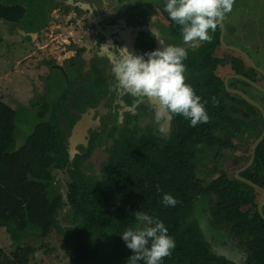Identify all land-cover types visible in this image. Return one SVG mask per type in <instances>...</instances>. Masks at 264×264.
I'll return each mask as SVG.
<instances>
[{"label": "trees", "instance_id": "1", "mask_svg": "<svg viewBox=\"0 0 264 264\" xmlns=\"http://www.w3.org/2000/svg\"><path fill=\"white\" fill-rule=\"evenodd\" d=\"M37 6L33 0H0V19L22 22L28 18L30 7L37 11ZM31 17L33 20L37 14ZM213 93L229 94L223 82ZM234 100L230 110L223 99L216 105L210 101L212 117L207 123L183 127L179 119L169 141L144 136L117 143L102 176L87 177L73 169L74 163L70 162L57 102L44 106L41 117L48 119L38 123L24 144L17 146L14 109L0 98V226L16 243L11 255L0 249V264H30L46 244L36 246L25 239L43 241L53 232L64 239L65 253L72 264H127L133 252L121 234L140 224L135 219L136 211L163 221L175 241L172 254L161 264H236L215 253L197 220H188L200 195L214 198L209 223L213 228L225 229L243 250V264H264V219L257 209L260 190L226 171L206 185L197 176L205 167L198 157L202 148L221 154L243 149V154L231 161L235 171L250 158L252 146L233 140L253 133L254 141L262 131L263 117L240 97ZM53 170L70 174L65 199ZM241 176L264 188V140L257 147L252 166ZM166 193L178 201L175 206L162 203ZM66 206L76 221L68 227L62 226L59 218Z\"/></svg>", "mask_w": 264, "mask_h": 264}, {"label": "flooded vegetation", "instance_id": "2", "mask_svg": "<svg viewBox=\"0 0 264 264\" xmlns=\"http://www.w3.org/2000/svg\"><path fill=\"white\" fill-rule=\"evenodd\" d=\"M164 5L165 0H49L45 8L47 18L42 21L43 16L37 14L30 28L21 22L6 21L11 26L12 35L36 48L37 42L43 40L42 44L50 47L47 52L45 48L39 49L23 59L25 62L39 56L33 64L34 73L30 75L32 80L34 76L38 80L34 83L39 95L45 92L39 85L41 87V82L50 75L61 74L66 78V84L57 90L54 100L48 98V101L57 102L59 126L64 133L70 162L74 163L73 169L84 176L101 177L117 143L123 144L131 137L140 139L144 136L169 141L179 125V119L180 126L190 123L182 115H172L157 124L153 105L159 104L158 98H144L118 89L112 71L119 54L116 48L143 55L162 48L160 41L165 45L185 47L186 83L201 97L202 103L206 101L209 120L212 117L209 102L213 98L218 102L225 100L227 110H230L235 104L234 97H240L227 91L226 79L228 87L233 89L244 91V87L253 86L238 75L253 80L254 68L241 54L227 47H237L252 58L254 36L249 27L251 24H248L249 18L237 24L235 19L228 17L215 32L210 30V42L198 43L193 48L191 44L183 43L181 28L171 20ZM153 16L157 17L156 21L151 19ZM236 29L240 35L241 29H247L244 30L245 43L243 40L238 42ZM235 42L243 43L244 47ZM49 51L53 53L50 57ZM239 61L244 62L241 63V72L237 71ZM42 69H48L46 75L41 74ZM223 69L226 70L224 74ZM220 82H223L228 95L213 93ZM239 105L242 106V103ZM249 115L252 123V115ZM66 173L70 178L69 172ZM60 190L62 194L65 191L62 185Z\"/></svg>", "mask_w": 264, "mask_h": 264}, {"label": "rangeland", "instance_id": "3", "mask_svg": "<svg viewBox=\"0 0 264 264\" xmlns=\"http://www.w3.org/2000/svg\"><path fill=\"white\" fill-rule=\"evenodd\" d=\"M24 1L30 2V0ZM48 1L49 0H33L34 6L38 4L41 6H37V11V8L33 9L30 7L28 18L21 23L30 28L32 22H35L30 19L34 14L43 16L42 19L45 20L47 18V11L45 8ZM53 12L52 14H54ZM228 17L229 19L231 18V20L235 19L234 21L237 24L249 18L248 24H251L249 27L254 36L251 52L252 60L258 67L264 70V0H235L233 10L225 16L224 20ZM230 24L233 25L232 23ZM10 27L11 26L6 24V21L0 20V98L14 109L17 125L16 144L17 146H21L33 133L36 125L48 119L47 117H41L43 116L41 113H43L44 106L50 104L48 98L54 100L56 93H58L57 90H61L67 80L61 74L50 75L46 79L47 81L41 82V87L39 85V88L45 91L44 95H39L37 89H35L36 85L34 83V80L35 82L38 80L35 76L33 80L30 77V75L34 73L33 64L37 62L39 56L33 59H27L25 62L23 61L24 63L22 64L17 63V61L31 54V52H37L36 46L12 35ZM242 27L243 26H241V28ZM239 28L238 25V29ZM241 30L240 35V31L236 29L239 36L238 42L243 40L242 42L245 43L244 30L247 29ZM43 42H41V44ZM226 42L229 43L228 40ZM235 44L244 47L243 43L235 42ZM49 48L50 47H45L44 51H46V49L48 51ZM48 54L50 57L53 53L50 52ZM30 71L32 73H30ZM40 72L42 75H46L48 69H42ZM224 72H226L225 69H223L222 73L224 74ZM253 81L264 87V74L259 72L255 73L253 75ZM44 87H46V89H44ZM243 89L249 97L259 101L264 108V92L253 86L244 87ZM259 128L261 127L259 126ZM252 135L253 133L248 134L245 138L235 137L233 142L235 144L240 143L244 146H252ZM243 151V149L235 151L229 150L222 152V154L219 152L216 154L208 148H202L198 157L200 158L201 165L205 167H202V169L198 171L197 176L203 181V184L206 185L220 175L221 171H226L229 175H233L235 170H233L231 161L234 157L242 155ZM53 174L56 176V180L61 183L60 185H62L64 190H66V183L70 182V178L66 171L53 170ZM63 196L65 199V191L63 192ZM213 199L212 196H198L195 200V209L188 220H197L203 235L210 243L215 253H228L227 256L235 262L240 261V258L243 256L246 259V254L237 246L236 242L230 238L225 229L221 232V230L215 229L210 225V210ZM59 218L61 219L60 224L62 226L68 227L74 225L76 222L71 212L68 210V206L62 209ZM138 227H143V225L139 224L137 228ZM23 237L26 238V236ZM25 240L36 246L43 243L46 244L37 251L36 256L32 259L30 264H72L65 253L64 239L59 233L53 232L49 238L43 241H37L36 239L34 240V238H26ZM211 241L214 243V246ZM15 246L16 243L12 239L10 233L4 226H0V249H3L7 255H11Z\"/></svg>", "mask_w": 264, "mask_h": 264}, {"label": "clouds", "instance_id": "4", "mask_svg": "<svg viewBox=\"0 0 264 264\" xmlns=\"http://www.w3.org/2000/svg\"><path fill=\"white\" fill-rule=\"evenodd\" d=\"M234 3L235 0H165L164 10L180 26L183 43L194 48L198 43L211 41L210 30L216 31L226 14L233 10ZM151 19L156 21L157 17ZM160 42L162 48L143 55L116 48L119 54L112 71L118 89L144 98H158L159 104L153 105L157 124L172 115L189 119L192 127L207 123L206 101L202 103L201 97L186 83L183 63L187 58L186 48ZM213 103L219 102L213 98ZM177 202L171 194L166 193L162 197L165 206H175ZM135 219L143 227L128 228L121 234L126 246L133 252L127 264H138L140 261L161 264L172 254L175 241L168 235L163 221L141 211L135 212Z\"/></svg>", "mask_w": 264, "mask_h": 264}, {"label": "water", "instance_id": "5", "mask_svg": "<svg viewBox=\"0 0 264 264\" xmlns=\"http://www.w3.org/2000/svg\"><path fill=\"white\" fill-rule=\"evenodd\" d=\"M222 31H223V25H222ZM223 45H226V44L224 43ZM227 47L232 49V50H234V51H236V52H238L239 54H241L246 59V61L248 62L249 65H251L259 73L264 74V70L261 69L260 67H258L255 64V62L252 60V58L249 57V55L246 52H244L243 50H241V49H239L237 47H234V46H227ZM238 77L250 82L254 87H256V88H258V89H260L261 91L264 92V87L258 85L255 81L250 80L248 78H245L244 76H241V75H238ZM227 83L228 82H227V79H226L225 80V86H226L227 91L232 92V93H236L242 99H244L246 102H248L252 106L256 107L260 111V113H261V115L263 117V122H264V108H263L262 104L259 101H256V100L250 98L244 91L228 87ZM263 140H264V123H263V128H262V131H261L260 135L254 140V142L252 144L251 155H250L249 160L242 167L238 168L235 171L234 176H235L236 179L246 183L247 185H249V186H251V187H253L255 189L260 190L261 195H260V198L258 200L257 209H258V212H259L260 216L264 219V212H263L264 188L261 187L260 185L256 184V183H254L253 181L241 176V173H243L245 170H247L248 168H250L252 166V164H253V162L255 160V157H256L257 147L259 146V144Z\"/></svg>", "mask_w": 264, "mask_h": 264}, {"label": "crops", "instance_id": "6", "mask_svg": "<svg viewBox=\"0 0 264 264\" xmlns=\"http://www.w3.org/2000/svg\"><path fill=\"white\" fill-rule=\"evenodd\" d=\"M1 20V19H0ZM37 50H39V49H43V48H45V46L46 45H42L39 41L37 42ZM25 58V57H24ZM23 58V59H24ZM23 59H21V60H19V61H17V63H19V64H22L23 63ZM263 92V91H262ZM262 100H263V98H262ZM216 229V228H215ZM220 230V229H219ZM221 232H223L222 230H221ZM212 242V241H211ZM212 244H213V246H214V243L212 242ZM219 255H222V256H225L228 260H231L230 259V257L229 256H227L228 255V253H225V252H222V253H220ZM243 255H244V253H243ZM246 256V255H245ZM241 260L240 261H233V260H231V261H233L234 263H236V264H243L244 263V261H245V257L243 256V257H241L240 258Z\"/></svg>", "mask_w": 264, "mask_h": 264}]
</instances>
